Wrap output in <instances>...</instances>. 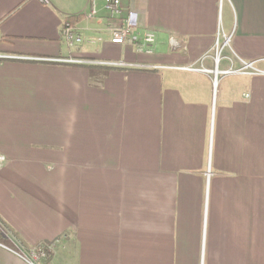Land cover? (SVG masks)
<instances>
[{
	"label": "crops",
	"instance_id": "1",
	"mask_svg": "<svg viewBox=\"0 0 264 264\" xmlns=\"http://www.w3.org/2000/svg\"><path fill=\"white\" fill-rule=\"evenodd\" d=\"M104 5L0 0V264H264V0Z\"/></svg>",
	"mask_w": 264,
	"mask_h": 264
},
{
	"label": "built area",
	"instance_id": "2",
	"mask_svg": "<svg viewBox=\"0 0 264 264\" xmlns=\"http://www.w3.org/2000/svg\"><path fill=\"white\" fill-rule=\"evenodd\" d=\"M44 1V0H42ZM104 9L108 13L107 31L110 37V42L113 45L123 46L132 45L136 48L139 54L151 55L154 51L156 44V36L152 31H145L140 34L137 30L136 15L132 12L125 13L121 7V0H104ZM96 15V6L94 2L91 3V11L89 17ZM62 39L66 46L74 47L80 45L83 42L82 37L76 32L74 27L70 23H65L62 28ZM91 44L95 43V40L89 41ZM216 51L218 52V46L216 45ZM251 66L245 64V68ZM228 73V72H226ZM5 158L0 154V171L5 164ZM18 249H21L17 246ZM32 261H37L46 257L45 249L37 248L36 252L29 253Z\"/></svg>",
	"mask_w": 264,
	"mask_h": 264
},
{
	"label": "rangeland",
	"instance_id": "3",
	"mask_svg": "<svg viewBox=\"0 0 264 264\" xmlns=\"http://www.w3.org/2000/svg\"><path fill=\"white\" fill-rule=\"evenodd\" d=\"M216 54H218V53H216ZM215 62L217 63L218 62V55H216V57H215ZM228 73H230L231 71H227ZM246 72H251V73H257V74H260V73H262V74H264V71H261V72H259L257 69H255L254 68V66H249L248 68H245V64L243 63L242 64V69H239V70H237V73H243V74H245ZM0 230H2L1 228H0ZM17 246H19L21 249H18L17 248ZM36 250H37V248H35V249H31V250H28V249H24L23 247H21L19 244H16V251H17V253H19V255H21L23 258H25L26 260H29V261H31L33 264L35 263H39V261H41V259H39V260H37V261H32L31 259H30V257H28L29 256V253H31V252H36ZM45 252H46V257H47V251L45 250ZM45 257V258H46Z\"/></svg>",
	"mask_w": 264,
	"mask_h": 264
},
{
	"label": "trees",
	"instance_id": "4",
	"mask_svg": "<svg viewBox=\"0 0 264 264\" xmlns=\"http://www.w3.org/2000/svg\"><path fill=\"white\" fill-rule=\"evenodd\" d=\"M69 20V22L72 24L73 23V18H71V19H68Z\"/></svg>",
	"mask_w": 264,
	"mask_h": 264
}]
</instances>
